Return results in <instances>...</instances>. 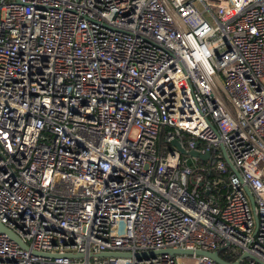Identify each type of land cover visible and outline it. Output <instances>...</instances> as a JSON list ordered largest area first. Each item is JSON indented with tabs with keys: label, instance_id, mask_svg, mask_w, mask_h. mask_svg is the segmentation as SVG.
Here are the masks:
<instances>
[{
	"label": "built area",
	"instance_id": "1",
	"mask_svg": "<svg viewBox=\"0 0 264 264\" xmlns=\"http://www.w3.org/2000/svg\"><path fill=\"white\" fill-rule=\"evenodd\" d=\"M0 220V264L264 262V0H0Z\"/></svg>",
	"mask_w": 264,
	"mask_h": 264
},
{
	"label": "water",
	"instance_id": "2",
	"mask_svg": "<svg viewBox=\"0 0 264 264\" xmlns=\"http://www.w3.org/2000/svg\"><path fill=\"white\" fill-rule=\"evenodd\" d=\"M171 144L176 146L181 154H190L192 156H198L199 158H208L209 154H200L197 150H191V151H187L183 146L182 143L179 142V140L177 139H173L171 141ZM226 156V155H225ZM227 161L229 163V165L235 170L237 171V169L235 168L233 162H231V160L226 156ZM247 191L249 192V194L252 196L251 191L249 190L248 187H246ZM0 232L6 233L11 239H13L15 242H17L18 244H20L23 248H29L28 244L26 242H24L20 236L17 235V233H15L12 229H10L9 227H7L1 220H0ZM156 252H161V253H165V252H170L172 254H187V255H193V254H197V255H202V256H206L212 260H214L215 262L219 263V264H243L241 262V259L235 260L234 262H229L226 259H224L220 253L219 250L216 251H209V250H205V249H200V248H196V249H192V248H168V249H161L159 251L156 250H152L149 253H156ZM36 254H40V255H45V256H51L50 253H45V252H35ZM146 253H138L137 255L140 256L142 254H147ZM75 256H80L82 257L84 254L83 253H75L72 254ZM55 256V255H52ZM90 256L94 257V256H100V257H106V256H133V254L131 252H91ZM250 256L249 254L245 253L243 254L242 257H248ZM257 262L259 264H264V262H261L260 260H257Z\"/></svg>",
	"mask_w": 264,
	"mask_h": 264
},
{
	"label": "trees",
	"instance_id": "3",
	"mask_svg": "<svg viewBox=\"0 0 264 264\" xmlns=\"http://www.w3.org/2000/svg\"><path fill=\"white\" fill-rule=\"evenodd\" d=\"M222 191H224L223 188L220 189L219 193H222ZM221 253H222L221 256L224 259L228 260V261H233L235 259V257H236V256H230V255H228L229 253H227L226 251H223Z\"/></svg>",
	"mask_w": 264,
	"mask_h": 264
},
{
	"label": "rangeland",
	"instance_id": "4",
	"mask_svg": "<svg viewBox=\"0 0 264 264\" xmlns=\"http://www.w3.org/2000/svg\"><path fill=\"white\" fill-rule=\"evenodd\" d=\"M197 5H198V7H199L201 10H203V7H202L199 3H197ZM205 15L207 16V18H209L211 21H213V19H211V17L208 15V13L205 12ZM188 161L190 162V159H189ZM194 261H195V259H193V258H190V261L183 260V262H184L185 264H193Z\"/></svg>",
	"mask_w": 264,
	"mask_h": 264
}]
</instances>
